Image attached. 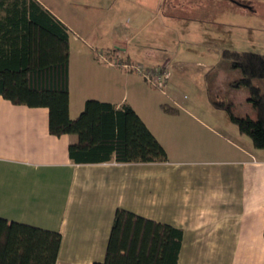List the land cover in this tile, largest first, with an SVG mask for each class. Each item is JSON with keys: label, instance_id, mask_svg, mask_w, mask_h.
Wrapping results in <instances>:
<instances>
[{"label": "crops", "instance_id": "1", "mask_svg": "<svg viewBox=\"0 0 264 264\" xmlns=\"http://www.w3.org/2000/svg\"><path fill=\"white\" fill-rule=\"evenodd\" d=\"M39 1L69 28L70 116L88 99L128 103L168 160L77 163L69 146L78 136L52 134L48 107L0 94V217L60 231L56 264L103 261L118 207L182 228L178 264H264V150L220 119L208 86L192 91L189 102L173 90L183 72L199 67L207 77V45L218 48L227 20L206 14L202 0ZM239 17L245 41L250 13ZM104 51L164 65L170 87H150L133 70L103 61Z\"/></svg>", "mask_w": 264, "mask_h": 264}, {"label": "trees", "instance_id": "2", "mask_svg": "<svg viewBox=\"0 0 264 264\" xmlns=\"http://www.w3.org/2000/svg\"><path fill=\"white\" fill-rule=\"evenodd\" d=\"M104 54L117 64L130 62L114 52ZM222 57L241 70L242 75L230 84L248 88L256 117L237 114L234 103L217 100L208 85L211 102L256 148L264 150V92L254 84L264 78V53L225 48ZM69 70L67 25L39 0H0L1 95L15 104L48 107L52 134L78 136L69 146L77 163L168 160L166 149L128 103L118 106L88 99L72 118ZM161 107L167 113L179 112L168 104ZM183 235L182 228L118 207L105 259L93 264H178ZM61 242L60 231L0 217V264H56Z\"/></svg>", "mask_w": 264, "mask_h": 264}, {"label": "rangeland", "instance_id": "3", "mask_svg": "<svg viewBox=\"0 0 264 264\" xmlns=\"http://www.w3.org/2000/svg\"><path fill=\"white\" fill-rule=\"evenodd\" d=\"M186 1H191L194 3V1L196 0H186ZM46 2L53 7L54 0L51 1L46 0ZM200 2L203 5L202 9L204 12L205 10L209 12L211 11V13L206 12V14L214 17H219L220 20L221 19L223 20V18H225L227 20L226 23L229 25L227 24L225 26L220 25V29H222L223 31L221 32L220 30L219 38H218L219 44L217 49L215 48L216 47L215 44L207 45L208 51L210 52L212 51V56H213V69L210 71L207 77L204 74V72L199 73L198 71L199 67H197L198 69L197 68L193 69L194 71L183 72L182 74L183 78L182 80L179 81V85L176 87L177 90L176 89L173 90H175L177 94H179L181 97L187 95V98H185V100L189 102L190 101L189 99L192 98V91L198 88H207V86L210 85L211 89L215 93V98H217V100L231 101L234 103V108L237 114L239 115L250 114L252 117H256V112L252 107L251 102L248 100V96H249L248 88L247 87L238 88L230 84L231 81L239 78L242 75L241 70L239 68H233L231 66V62L222 57V51L225 48H229V49L264 53V0H202ZM247 11H249L251 18L249 25L250 33L245 32L247 38L245 37V41H243L240 34L241 32L238 31V29H240L239 27H242L241 24H239V21L241 22L242 20L241 17H239V14H241L242 12L246 13ZM200 14L202 16L205 15L203 13ZM187 17L193 18L195 17V14L194 15L189 14L187 15ZM201 18L205 19L204 17ZM193 21L194 20H192V22ZM231 29H235V30H231ZM247 39L249 40L248 42H246ZM180 41H182V39H180ZM243 42L245 43L243 44ZM193 50L194 51H191L192 52L191 54L199 55V53L195 51V49ZM101 57L103 61L105 62L107 61L106 63L116 62L115 60L112 61L109 60L104 53H101ZM105 58H107V60ZM144 66L148 67V65H144ZM154 66H159V65H154ZM134 72L137 73L136 71ZM140 76L142 77V75ZM144 81L150 87L160 91L165 90L169 85H171L170 84L171 79L168 81V84L167 86L164 87V89L152 85L146 79H144ZM254 84L256 86H259L261 90L264 92V78L255 79ZM220 119L229 120L227 113L223 109H221Z\"/></svg>", "mask_w": 264, "mask_h": 264}, {"label": "built area", "instance_id": "4", "mask_svg": "<svg viewBox=\"0 0 264 264\" xmlns=\"http://www.w3.org/2000/svg\"><path fill=\"white\" fill-rule=\"evenodd\" d=\"M105 59L107 60V58ZM119 64L125 69L136 71L138 74L142 75L144 79L156 87L164 89V87L168 84L170 72L162 65L146 67L143 64L134 62H123Z\"/></svg>", "mask_w": 264, "mask_h": 264}]
</instances>
